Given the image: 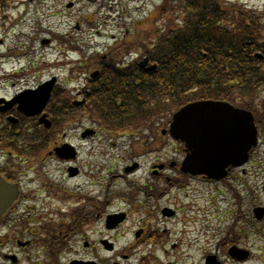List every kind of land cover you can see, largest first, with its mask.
<instances>
[{"label":"rangeland","instance_id":"obj_1","mask_svg":"<svg viewBox=\"0 0 264 264\" xmlns=\"http://www.w3.org/2000/svg\"><path fill=\"white\" fill-rule=\"evenodd\" d=\"M221 1L236 3L237 7L264 17V0H217L218 7ZM69 2L76 3V9H68ZM100 5L106 6L101 10ZM184 16L183 2L179 0H15L5 9L0 6V82H3V77L25 70L28 73L23 72L21 75L33 76L31 79L34 82L38 76H43L44 80L57 75L63 84L66 81L68 88L81 87L83 76L79 82L76 81L77 72L83 69L79 68L80 65L89 71L101 60L99 57L93 59V55H103L123 42L129 44L138 31L147 36V45L150 46V41L161 32L163 25L168 27L171 22L178 23ZM78 22L81 29H77ZM136 27L137 32L134 34ZM87 29H90V33L86 35L84 31ZM88 35L90 39H86ZM61 38L81 46L85 56L71 53L65 58L69 49L60 43L63 40ZM47 39L52 42L44 45L42 41ZM118 39L121 41L117 44ZM141 58L139 54L135 61H141ZM117 62H124V57H117ZM16 89L20 90V87L0 85V97L11 96ZM262 104H259V108ZM164 107L163 113L157 109L154 116L149 115L139 122L137 135L131 134V130L107 131L111 124L97 116L93 118L90 109L78 111L73 119L68 118L63 128L61 125L55 130L56 141L60 145L69 140L79 148L80 157L70 163L79 168V175L71 178L68 165L56 159L44 160V157H39L32 164L28 162L20 172L22 175L16 177L23 189L24 207L21 209L32 212L30 216L34 223L40 225L48 216H55V212L60 209L71 212L70 208L60 206L48 197H105L106 217L120 211L131 212L127 222L117 231L105 229V238L116 245L113 254L99 251V257L106 264H114L115 261L121 264H204V257L214 248L218 233L230 224L223 223V217L241 209L235 205L234 195L249 191V209L261 205L258 197L262 193L261 175L257 167L249 169V174L244 176L247 183L245 187L234 183L210 184L203 180H182L177 171L169 170V179L176 178L180 184L167 190L169 184L154 180L151 168L156 163H170L178 159L183 145L162 136L161 130L177 110L175 107L169 114L167 106ZM149 123H155L154 128L150 135L147 133L149 138L143 141L140 134H146L144 129ZM86 128L95 130L96 135L82 141L81 133ZM64 136L68 139H64ZM21 141L26 142V139L22 138ZM134 161L141 164V169L137 173L126 174L125 168ZM239 177L242 175L239 174ZM151 185L161 187L150 189ZM53 188L59 190L60 196L52 193ZM134 197L150 209L155 205L162 210L163 206L168 205L176 211L175 217H164L160 211L154 218H149L145 211L132 206L131 203L136 202ZM171 197L173 203L169 204L167 199ZM143 223L156 228L162 236L159 246L150 244L149 249L151 252L154 249V256H147V260L145 255L150 250L147 252L143 250V245H135L138 242L135 238L136 229ZM103 229L104 225L100 221L84 225L83 234L71 241L70 252L63 261L68 263L75 258H86L89 251H85L84 243H97L102 238ZM250 239L251 242H259L257 246H264V237L262 241L255 240L251 233ZM256 247L251 249L254 256L264 257V248ZM89 256L95 258L96 254L92 252ZM248 264L263 263L254 260Z\"/></svg>","mask_w":264,"mask_h":264},{"label":"trees","instance_id":"obj_2","mask_svg":"<svg viewBox=\"0 0 264 264\" xmlns=\"http://www.w3.org/2000/svg\"><path fill=\"white\" fill-rule=\"evenodd\" d=\"M13 2L0 0V6L5 9ZM216 4L217 0H185L180 25L169 23L167 30L158 32L150 58L158 65L155 72L148 76L139 71L104 72L93 88V104L109 119L107 129L142 119L163 106L172 114L173 108L198 100L234 102L235 93L244 95L240 100L253 95L264 81L258 66L262 61L256 58L257 53L264 54V21L237 14L235 7L226 14Z\"/></svg>","mask_w":264,"mask_h":264},{"label":"flooded vegetation","instance_id":"obj_3","mask_svg":"<svg viewBox=\"0 0 264 264\" xmlns=\"http://www.w3.org/2000/svg\"><path fill=\"white\" fill-rule=\"evenodd\" d=\"M74 5L77 4L74 3ZM101 20L104 19L101 18ZM87 34H89V32ZM87 38L89 39V35ZM120 41L121 40L118 39L117 44ZM122 45L123 48H111L103 55H98L103 57L99 62L102 65L97 69L101 72V74L106 69H108V71L111 70V66L109 64H107L108 67H103L104 63H108L110 61V57H124V64H131L134 62L133 57L137 56L136 50H138L136 43L130 45L124 43ZM142 56L147 57V53ZM125 69H131V67L125 66ZM88 83L89 79L87 78L85 84L86 88L82 92L78 91L79 93L77 92L78 94L76 96L71 95L73 92L69 93L66 88L61 89L60 87L62 84H59L55 86L52 98H57L60 91L66 92L72 100L71 103L68 101L72 107L73 101L79 99L78 97L81 96L80 99L86 100L87 94L90 93ZM20 85L21 84H19V86ZM39 85L40 82L36 88ZM33 88L34 87H31L29 89ZM261 90L264 95V84L261 87ZM20 91L21 90L16 89L15 93L7 97L9 100L7 101L9 102L8 106L4 104L0 106V133L5 134V136H13L16 138L17 134H10L12 129H18L19 133L20 129L24 127V116L19 113V103H16V98L19 96ZM53 99L51 100V104L53 103ZM261 102L263 104L258 111L251 105H248L246 108V110L250 111L254 116V124L258 131L259 144L250 152L249 160L245 165L238 168H229L227 182L246 187L247 183L244 176L249 174V169L254 166L257 167L256 170H258V174L261 175L262 180V193H260L258 197L261 202L260 207H264V97ZM46 112L48 113L47 115L50 118V121L53 122L52 126L56 128L57 119H55V117L51 114V106ZM70 112L71 111H69L66 115V118L70 116ZM11 122L13 124H10ZM36 130L40 131L39 128ZM164 130L165 129H162L161 132ZM152 131L153 130L148 127L145 128L144 132L146 134H143L144 138L148 139V135H150ZM23 132L24 129L20 136L23 135ZM1 142L2 141L0 140V144ZM54 144H56L55 141ZM2 150L3 148L0 147V175H3L2 177L9 180L14 178L11 176L10 170L6 164V156L10 155V153L3 152ZM51 150H53V147L50 149L46 148L44 151H48L47 155L50 158H53L55 157V153ZM42 151L43 147L37 145L36 153ZM185 156V149H183L177 161H171L170 163L167 161L165 163L160 162L158 165L163 167V171L157 173L155 168L153 169V167L158 166L155 165L152 167V172H156L157 174L160 173L161 180L169 181V177H166L165 179L168 172V166L176 170L179 169L178 163H181ZM77 159L78 158H75V160ZM239 174H241L242 177H239ZM43 175L45 176V173H43ZM53 190H55V188H53L52 191ZM244 191H242L241 196L236 195L237 197H234L235 205L241 209L232 211L229 215L231 216V219L230 217L225 218V223L230 224L228 226L226 225L224 229L218 233L219 237L214 244V248L211 249L209 251L210 253L206 254L204 257V264H208L209 260H212L215 264H248L254 259L257 262H263L264 264V258H254L253 253H251V249L255 248L259 242L250 241L251 233L253 234V238L255 240L262 241L261 238L263 236L262 232L264 231V218H261L264 217V214L263 216H260V214H254L253 211L250 212L248 203L249 191ZM48 198L54 199L60 206L70 208L71 212L66 213L63 209H60L55 212V216H48V218L44 219L40 225H36L33 218L30 216L32 212L21 209V207H24V204L20 203L19 199L11 208L5 209L0 213V264H66L63 260L66 259V255L70 252L69 245L71 241L83 234L84 225L94 221H100L104 225L102 233L103 236L97 241L98 248H101V250L104 249V245L102 244L103 241H105V197ZM167 202H170L169 198L167 199ZM244 204L245 208L243 210L242 208ZM165 215L166 217H173L175 212L167 211V214ZM256 218L261 220H257ZM139 229L143 231L146 230L143 227ZM95 244L96 243L91 244L89 242H85L84 247L89 249V252L85 256L86 258H79L78 260L83 262L93 261L97 264H105V262L99 257V251L97 252L98 256H95V258H91L89 256L92 254V250L97 251ZM234 249L239 250L240 253H235ZM246 256H248V258H246Z\"/></svg>","mask_w":264,"mask_h":264},{"label":"water","instance_id":"obj_4","mask_svg":"<svg viewBox=\"0 0 264 264\" xmlns=\"http://www.w3.org/2000/svg\"><path fill=\"white\" fill-rule=\"evenodd\" d=\"M145 64L146 62L142 66ZM50 83L34 93L23 94L21 98L29 97V100L21 102L22 110L29 115L40 114L50 97L54 82ZM43 120L45 118L41 121ZM246 120L251 122L245 127L242 136L240 127L237 126L241 121L246 125ZM251 123L249 113L235 110L223 102L202 101L182 108L174 115L170 128L171 136L185 142L188 148L189 153L181 170L193 176L204 175L209 179L224 178L226 168L246 162L247 153L256 145V130ZM241 149L245 151L244 154L240 152ZM18 196V186L11 185L0 177V213L11 206ZM76 263L78 262L74 264Z\"/></svg>","mask_w":264,"mask_h":264}]
</instances>
